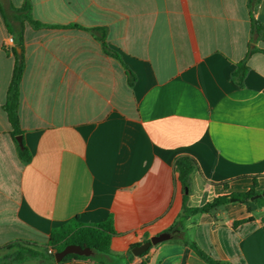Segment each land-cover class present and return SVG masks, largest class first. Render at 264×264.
Masks as SVG:
<instances>
[{
  "label": "crops",
  "instance_id": "1",
  "mask_svg": "<svg viewBox=\"0 0 264 264\" xmlns=\"http://www.w3.org/2000/svg\"><path fill=\"white\" fill-rule=\"evenodd\" d=\"M25 3L41 27L18 12ZM249 6L264 25V0H0V249L43 246L53 229L111 216L110 255L19 264H207L182 238L221 264H264L261 200L252 214L230 201L169 232L184 201L201 207L246 190L253 177L264 187V42L252 38ZM92 29L105 30L118 58ZM20 36L28 163L3 110ZM244 60L240 87L233 72ZM181 156L197 165L187 192L173 169ZM164 232L172 240L143 259L128 256Z\"/></svg>",
  "mask_w": 264,
  "mask_h": 264
},
{
  "label": "trees",
  "instance_id": "2",
  "mask_svg": "<svg viewBox=\"0 0 264 264\" xmlns=\"http://www.w3.org/2000/svg\"><path fill=\"white\" fill-rule=\"evenodd\" d=\"M251 6H249L250 15V25H251V35L253 40L264 42V25L256 21L251 13ZM22 13L24 20L29 22L34 28L41 27V24L34 21L30 14V6L25 3L24 6L18 10ZM94 33H97V39L101 43L103 52L107 55L118 58L117 53L113 52L106 43L105 30L104 29H92ZM16 49H20V53L16 52ZM254 51L253 48H249L246 58ZM264 55V50H259ZM14 56V68L11 77V81L7 91L6 102L3 106V110L6 113L8 122L11 126L12 138L16 143L17 152L19 158L24 162L28 163L30 161V154L26 147L22 149L19 148L15 138L22 136V130L19 124L18 117V105H19V86L24 70V57H23V39L22 36L16 42L15 50H13ZM248 72V66L246 65V60L237 64L235 71L233 72V78L235 79L238 86L243 85V81ZM134 82L133 75L129 72V83ZM197 165L193 158L189 156H181L175 159L173 164V169L175 173L178 174V180L185 192H187L189 180L191 174L196 170ZM226 188V187H225ZM261 196L259 199L252 200L255 196ZM233 199L239 204L245 206L247 213L252 214L257 208V203L259 200H264V187L259 189V184L257 178H252V184L244 191L238 193H231L228 195H222L214 198L211 202L204 204L197 208H188L183 204V212L179 217V221L169 230L173 231L179 224L180 220L186 219L195 214H205L211 213L222 205L228 204L230 200ZM253 221V217L234 221L232 223V228L236 229L239 226ZM116 232L113 226L112 217L109 216L105 221L98 224L83 225L77 221L67 223L59 228L53 229L50 233L48 243L43 246H38L36 244L28 242H14L8 244L7 246L0 249L12 253L11 256H6V264H19L27 258L41 257L43 260L48 262H54V254L62 251L68 245H78L82 248H89L93 251L94 255H110V246L112 239L116 236ZM182 242L187 245L199 258H201L207 264H221L220 262L213 259L210 255L202 252L195 243L182 238ZM141 245V243H136L130 246L127 254L130 258H133L131 250ZM53 250L52 254L48 253V249ZM149 250L143 253L139 259H143ZM10 259V260H9ZM91 256H77V255H67L61 262H66L69 260H91ZM140 264H147L143 259Z\"/></svg>",
  "mask_w": 264,
  "mask_h": 264
},
{
  "label": "water",
  "instance_id": "3",
  "mask_svg": "<svg viewBox=\"0 0 264 264\" xmlns=\"http://www.w3.org/2000/svg\"><path fill=\"white\" fill-rule=\"evenodd\" d=\"M16 52L19 54L21 51L20 49H16ZM18 146L20 149H22L23 142H22V136H18L15 138ZM261 196L257 195L252 198V200L259 199ZM231 202H235V200L231 199ZM181 232L180 226H178L175 230H173V233H179ZM171 233L164 232L161 233L157 236L150 237L146 242L142 243L139 246L134 247L131 250V253L133 257L138 258L140 257L143 253L147 252L151 247H154L158 244H161L163 242H167L172 240L173 236ZM93 254V251L89 248H82L78 245H68L66 246L62 251L57 252L54 254V260L59 263L62 261V259L67 256V255H77V256H91Z\"/></svg>",
  "mask_w": 264,
  "mask_h": 264
},
{
  "label": "rangeland",
  "instance_id": "4",
  "mask_svg": "<svg viewBox=\"0 0 264 264\" xmlns=\"http://www.w3.org/2000/svg\"><path fill=\"white\" fill-rule=\"evenodd\" d=\"M261 202H264V200H261ZM12 255V253H9V252H7V251H5V250H1L0 251V264H6L7 262L6 261H4V259H6V256H11ZM10 260V259H9Z\"/></svg>",
  "mask_w": 264,
  "mask_h": 264
},
{
  "label": "built area",
  "instance_id": "5",
  "mask_svg": "<svg viewBox=\"0 0 264 264\" xmlns=\"http://www.w3.org/2000/svg\"><path fill=\"white\" fill-rule=\"evenodd\" d=\"M12 43H13V39L11 37H9L8 40H7V42H6V44H5V46H12ZM48 253L49 254H52V250L49 249L48 250Z\"/></svg>",
  "mask_w": 264,
  "mask_h": 264
}]
</instances>
